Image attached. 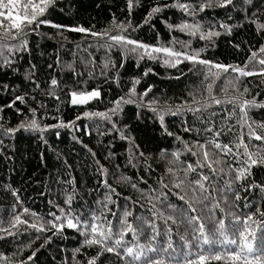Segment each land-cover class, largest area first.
Here are the masks:
<instances>
[{
	"label": "trees",
	"instance_id": "1",
	"mask_svg": "<svg viewBox=\"0 0 264 264\" xmlns=\"http://www.w3.org/2000/svg\"><path fill=\"white\" fill-rule=\"evenodd\" d=\"M176 2L177 0H160L161 5ZM179 2L197 6L195 9L197 15L194 19L181 9L173 7L159 13L151 24L137 27L143 24L146 13L150 11L151 6H154V0H138L139 6L133 8L131 15L127 0H58L55 9H49L43 18L59 25L83 26L92 31L102 32L112 28V20L115 16L117 22L131 21L136 30L128 33L130 39L151 46L173 47L175 51L188 54L199 52L200 59L240 68H244L253 51L258 52L260 47L264 46V31H258L259 25L264 24V0H251L250 4L246 3V0H233V5L226 8L214 5L211 9L206 8L204 12H199L198 5L205 0H179ZM162 20H167L172 25L182 22L199 23L202 26L201 31L205 34L211 30L219 32L220 35L212 37L211 41L203 40L199 35L191 36L180 31H170L161 23ZM221 24L226 25L230 32L221 27ZM173 37L187 47L182 46L181 43L173 44ZM27 39L29 51L18 54L13 65L18 71L5 69L0 72V84L9 85L7 92L0 87V107H3V112L0 113V126L4 129L17 128L22 122H29L33 118L32 113L29 112L30 108L36 109V119L41 126L53 125L59 120L65 123L73 121L84 111L106 112L113 107V102L117 98L128 93L133 80L140 81L135 86L137 96L151 88L142 102L151 104V107L138 106L140 101L124 104L123 110L112 118L116 127L129 138L125 140L120 139L118 131H110L112 123L102 119L77 121L79 130L61 128L59 139L54 130L43 134L23 129L11 135L0 132V141H2L0 229H4L0 230V236L4 237L0 239V256L6 257L0 259V264H25V262L27 264H87L90 257L96 256L99 251L98 246L84 247L79 253L74 252L84 240L75 229L65 227L62 236H53L52 231L37 233L23 224L13 228L12 222L13 213L21 215V219L27 220L29 224L36 222L39 225L52 219L50 212H55L58 216L59 208H64L65 212H68L69 209L65 205L67 194H74L71 203L73 215H79L81 220H88L93 212L100 215L97 212L100 208L97 202L104 200L107 189L100 187L98 183L102 177L96 171L97 160L107 169L108 183L119 194L112 196L116 204L108 205L111 212L117 213L115 218L110 213L107 214V220L113 222V232L118 231L120 216L127 209L131 213L127 221L139 233L137 240L133 239L131 232L124 237L127 247L135 248L137 243L147 245L152 235V229L147 225L153 222V203L156 202L155 200L150 202L141 193L150 189H155L156 193H159L161 181L168 185L164 190L168 197L166 204L161 206L160 203H156L155 210L158 215L162 213L176 220L175 224L168 221V226L172 229L171 241L175 249L173 254H180L181 259L169 260L167 256L149 253L152 260H162L163 264H185L182 259L185 250L181 237L191 241L193 234L187 223L181 222L180 212L199 216L200 221L205 224L206 233L211 236L215 225L209 219L208 208L218 203L219 207L213 209V216L217 221L224 220L229 238H236L233 225L230 223V214L240 216L241 219L248 215H254L257 220L261 219L258 212H264V165L253 166L250 175L239 180L236 179L235 171L229 169L243 167L239 159L233 155L244 151L242 147L239 149L235 147L241 139V133L250 153L255 154L259 149V155H264V143L249 138L248 128L242 126L241 114L238 110L236 115L227 118L233 111L232 104L215 105L207 88L211 84L212 96L221 100L237 97L240 100L255 99L258 104H264V76H240L239 73L229 70L228 73H221L219 78L210 76L206 80L208 69L204 65L183 61L176 67H171L164 64L163 58L145 57L140 60L131 55L127 57V62L121 68L120 65L124 61L122 52L118 48L106 52L93 43L94 38L90 35L67 30L61 32L47 25H41ZM93 58L94 63H87ZM262 58L264 54L257 57V59ZM105 63H109L108 68L104 67ZM68 64L73 66L74 71L66 67ZM31 65H35L32 75L35 83L26 79V73ZM49 65L52 67L49 68ZM247 70L259 72L260 66L253 62L249 64ZM212 71L215 72L216 69L213 68ZM102 72L105 74L102 75ZM145 72L148 74L145 75ZM53 78L58 81L55 95L60 97L59 100L46 94ZM37 83L40 85L39 88L36 87ZM13 88L15 92L12 91ZM245 88L249 90L247 93H244ZM93 89L100 91L99 99L87 105L70 104L71 91ZM15 95H24L25 104L17 102L14 108L6 107ZM204 103L212 106L207 111L199 113L184 110L180 114L172 115L168 111H160L170 109L171 112H175L178 107L186 104L199 108ZM152 108L157 111H152ZM16 109L20 112L18 113ZM213 112L217 115L212 116ZM160 115L164 116L163 126L159 119ZM247 122L257 135H264V130L257 127L264 124V107L249 109ZM212 125L217 130L225 126L231 129V131H223L218 142L232 147L233 154L224 155L207 144L212 140L213 135L205 129ZM165 128L171 135L165 132ZM185 128L192 131H185ZM86 132H90L91 135ZM73 137L76 139L74 140ZM77 141H82V144ZM130 141L139 146L138 150L132 147ZM197 145H206L210 153L209 162L217 169L214 176L207 166L203 168L198 166L197 161H202V156L192 154L201 151ZM187 148H191L192 151H187ZM140 152L144 153V158H140ZM92 153H95V157ZM109 153H112L111 157ZM130 153L136 158L133 159L135 167L128 163ZM172 153H179L178 159ZM217 160L220 161L219 164L215 163ZM189 164L196 168V171L188 173L185 178L186 167ZM169 169L175 173V176L170 174ZM201 174L210 177L209 181L204 182V186L208 189L206 195L211 199L203 201L202 197H198L199 202H193L192 205L197 211L192 213L189 211V205L179 200L177 196L185 195L186 200H191L192 191L188 186L189 182H195ZM141 177L147 183L141 182ZM73 178H75L74 185L69 183ZM179 181H183L182 187L175 188L173 185ZM132 184H135L136 188H133ZM13 191L19 197V201L13 195ZM237 194L239 199H236ZM25 208L29 210L28 213L24 212ZM172 208L176 209L175 213ZM102 211L107 212L104 209ZM29 213H34L41 220H35ZM138 217L143 219L139 220ZM154 222L160 233H163L164 221L155 219ZM8 231L17 234L10 236L7 234ZM49 236L52 239L46 243ZM166 239L164 235L157 236L156 244L153 246H164ZM192 251L199 250L193 246ZM33 252L36 255L29 261L28 257ZM217 253L223 254V250L215 248L212 253H208L205 249L201 254ZM120 255L123 256L122 250ZM98 264H133V262L128 258L121 259L114 253H105ZM209 264H224V261H210Z\"/></svg>",
	"mask_w": 264,
	"mask_h": 264
},
{
	"label": "snow or ice",
	"instance_id": "2",
	"mask_svg": "<svg viewBox=\"0 0 264 264\" xmlns=\"http://www.w3.org/2000/svg\"><path fill=\"white\" fill-rule=\"evenodd\" d=\"M58 0H26V2H22V0H0V72H3L5 69L16 72L18 69L13 67L16 63L17 55L23 52H28V39L27 37L30 34H34L36 30L41 25H47L53 28H56L58 31H73L78 33H84L86 35H90L94 38L93 43H96L99 48H103L106 52H110L113 49L118 48L122 52V60L124 63H121L120 67L123 68L124 64L127 62V57L129 55L138 57V59L143 60L145 57L148 59H161L163 58V62L165 65L176 67L178 64L183 61H190L194 65L200 64L204 65L208 69V74L205 76L207 80L208 77L219 78L221 73H228L229 70L234 73H239L240 76H253L260 75L264 76V58L257 59L258 55L264 54V46H261L258 52L253 51L251 56L248 58V62L245 64L244 68H240L239 66L233 65H224L220 63H213L212 61H207L200 59L199 52H192L188 54L187 52H179L175 51L173 47L168 46H151L146 45L142 42H138L136 40L128 38V33L130 31L136 30L133 28L131 21L128 20L127 23L124 21L117 22L116 17L113 16L112 20V28L105 29L102 32L92 31L91 29L85 28L83 26H75L69 27L64 25L55 24L50 20H47L45 14L49 11V9H55ZM246 3H251V0H246ZM218 6L221 8H226L229 5H233V0H205L198 5L199 12H204L206 8L211 9L213 6ZM139 3L136 0H127V7L129 14L134 7H138ZM179 8L184 13H186L189 17L193 19L197 15L196 7L186 3H180L179 0L175 4H160V0H154V6H151L150 11L146 13L144 22L142 25L137 27H143L144 24H151V21L154 17H156L159 13H162L167 8ZM254 22V21H252ZM161 23L165 24L166 27L169 28L170 31H180L183 33H187L191 36L199 35L200 39L211 41L212 37L220 35L219 32L209 30L206 34L201 31L202 26L199 23H187L182 22L178 25H172L167 22V20H162ZM35 26V27H33ZM153 28L155 25H151ZM221 27H224L226 31L230 32V29L227 28L226 25L221 24ZM258 31H264V24L259 25ZM173 44L183 42L176 41L173 37ZM91 46V45H89ZM235 47H239V45H234ZM79 47V45H77ZM162 54V56H161ZM90 55V54H89ZM22 59V56L20 57ZM258 64L260 66V71H248L249 64ZM87 63H94V58L87 61ZM115 66L114 64L112 65ZM52 65H49L51 68ZM68 69L74 71L73 66L71 64L66 65ZM105 68L109 67V63H105ZM215 68L216 71L213 72L212 69ZM35 71V65H31L30 69L26 73V79L35 83L32 80V75ZM149 71H151L149 69ZM104 75L105 73H101ZM148 72H145L147 75ZM79 75V74H77ZM139 80L132 81V87L129 89L128 93L125 96H121L117 98L116 101L113 102V107L108 109L106 112H90L84 111L82 114L77 115L75 120L69 121L65 123L63 120H59L56 124L53 125H44L41 124L36 119V109L30 108L29 112L32 113V119L29 122L21 123L17 128H8L4 129L0 126V132H3L6 135H11L21 129L25 131L38 132L43 134L47 131L54 130L57 139H59L61 128H72L74 130H79L76 122L82 119H102L112 123V128L110 131H118L120 133V139L125 140L129 139L124 135V132L116 127V124L112 122V118L117 116L122 110V106L124 104H133L140 101L141 103L138 106L141 107H151V104H143L144 96L148 95V92L151 91L149 88L145 93L137 96L135 86L139 84ZM58 86L57 79L53 78L50 81L49 91L46 93L47 95L54 96L55 99L59 100L60 97L55 95L56 87ZM5 92L9 90L8 84H0ZM36 87L39 88L40 85L37 83ZM15 92V88L12 89ZM207 91L209 96L212 99V103L215 105H222L224 103H230L233 106V111L228 114L227 118H231L236 115V111L238 110L241 114V122L242 126H246L248 128L247 135L250 139H255L264 143V135H257L255 131L252 129L251 125L247 122V111L253 107H264V104H258L255 99L249 100H240L237 97H232L228 100H221L212 96V85H208ZM249 90L247 88L244 89V93H247ZM70 95V104L72 106H80L87 105L93 100L99 99L101 93L97 89H93L91 91H71ZM243 95V93H241ZM35 99V97H32ZM20 102L21 104H25V96L24 95H15L14 99L10 100V102L6 105L8 108H14L16 103ZM211 104L204 103L199 108H193L190 105H184L182 107H178L175 112H171L170 109H162L163 111H168L172 115H177L183 112L184 110L199 113L203 111H207L211 108ZM19 113L20 110L16 109ZM152 111L156 112L157 109L152 108ZM3 112V107H0V113ZM217 115V113L213 112L212 116ZM161 125L163 126L164 116H159ZM211 124V121L209 122ZM127 127V126H125ZM258 128L264 130V124L258 125ZM185 131H192V129L185 128ZM206 132L211 133L213 135L212 140L208 141L207 144L214 147V149L219 150L224 155L233 154L232 147L229 145H222L218 142L219 136L223 131H231V129L227 126L217 130L214 125L209 126L205 129ZM165 132L167 133V129L165 128ZM86 134L91 135L90 132H86ZM103 134V133H102ZM171 135V133H167ZM75 140L76 138L73 137ZM179 139V138H177ZM82 144V141H77ZM132 147L138 150L139 146L132 143ZM2 144V141H0ZM84 147H87L84 145ZM197 147L201 150L200 152H193L194 156L200 155L202 156V161H197L199 167L203 168L207 166L211 170V174L214 176L217 172V169L212 166L210 161V153L206 148V145H197ZM237 149L243 148V153H234L233 155L239 159V162L243 167L238 169H229L230 171H235L236 179L245 178L247 175H250V169L253 166L264 165V155H259V149H257V153H250L248 150V146L243 142V133H241L240 141L235 145ZM187 151L191 152V148H187ZM172 155L178 159L179 153H172ZM254 155L256 158H254ZM92 156L95 157V153H92ZM112 156V153H109V157ZM240 157H243L240 159ZM140 158H144V153L140 152ZM133 159H136L131 153L129 155L128 163L135 167L133 164ZM216 164H219L220 161H215ZM70 167V166H69ZM119 167V165H117ZM96 171L99 175H101L102 180L98 183L100 187L107 189V193L105 195L104 200L98 201L97 203L100 205V208L97 209V212L100 215H97L96 212L91 213L88 220H81L79 215H73L71 213V203L74 199V194H67L65 199V205L68 207L69 211L65 212L64 208H59L60 215H56L55 212H50L49 215L52 217L51 220H48L45 223H40L39 225L36 222L31 224L28 223L27 220L21 219V215L14 214V221L12 222V227L16 228L18 225H27L28 227L34 229L37 233H43L45 231H52V235H63L65 227L67 229H75L79 232L81 236L84 237L81 246L74 250L75 253H79L84 247H93L98 246L99 251L96 256L90 257L87 260V264H98L100 258L105 253H114L121 259L128 258L133 264H163L162 260H152L149 256V253H155L160 256H167L169 260H180V254L175 253V249L173 248L171 241L172 229L168 226V221H172L173 224L176 223V220L172 216H164L162 213L157 214L155 208L156 203H160L161 206H164L167 202V193L164 191L168 188V185L160 182V191L156 193L155 189H150L148 192H142V196L148 198L150 202L155 200L156 203H153V222L149 223L147 226L152 229V235L149 238L147 245H141L139 243L134 247H127L126 241L124 237L131 232L133 239L137 240L139 233L133 227L132 224L128 223L127 218L131 215L127 209L123 211L120 216L118 231L113 232V222L111 220H107V214L110 213L114 218L117 216V213L111 212L108 209L109 204H116V201L112 200L113 195H119L114 188L111 187L108 183L107 179V169L103 167L96 161ZM196 168H194L191 164L187 165L185 171V178H187L188 173L195 172ZM221 171H223L221 169ZM170 174L175 176V173L169 169ZM141 182L147 183L141 177ZM210 180L209 176L200 175V178L195 182H189V188L192 191V199L186 200L185 195H178L177 198L179 200L185 201L189 205V211L192 213H196L197 209L193 207V202H199L198 197H202L203 201H208L211 199L209 195H206L208 189L205 188L204 182ZM70 184L75 183V178L69 181ZM183 185V181H179L175 183L173 186L175 188H181ZM133 188H136L135 184H132ZM13 195L16 197L17 201H19V197L16 195L15 191H13ZM130 200V198H128ZM236 199H239V195H236ZM50 203H52L50 201ZM118 207V205H117ZM219 207V204L212 205L211 208H208L209 219L215 225V230L211 236L206 233L205 224L200 221V217L197 215H186L183 212H180L182 223H187V225L192 229V240L189 241L184 237H181V241L184 248L183 261L185 264H209L210 261H224V264H264V212H258L260 216V220L254 218V215H248L241 219L240 216H235L230 214L231 220L230 223L233 225V231L236 233V238H229L227 236V228L225 226L224 220H215L213 216V209ZM102 209L107 210V212L102 211ZM174 213L176 209H171ZM28 209H24L25 213H28ZM221 211H223L221 209ZM34 217L35 220H41L40 217L35 216L34 213H29ZM103 218V219H102ZM137 219L142 220L143 218L138 217ZM155 219H162L165 224V229L163 233H160L158 230ZM143 227V225H141ZM4 230V229H0ZM8 235H16V232L8 231ZM164 235L166 239V244L164 246H156L157 236ZM118 237V238H115ZM3 236H0V239H3ZM39 238V237H37ZM52 239L51 236L48 237V240L45 241L50 242ZM43 246V245H42ZM195 246L199 251L193 252L192 248ZM220 248L223 250V254H201L205 249L208 250V253H212L213 249ZM121 250L123 251V256L120 255ZM36 255L35 252L32 253L31 256L28 257V260L31 261L33 257ZM192 257H196V259H192ZM0 259H6V257L0 256ZM27 264V262H25Z\"/></svg>",
	"mask_w": 264,
	"mask_h": 264
}]
</instances>
